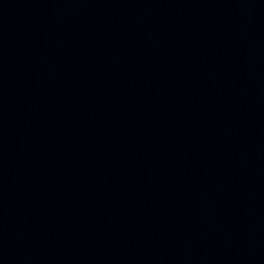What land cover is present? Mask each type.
Returning a JSON list of instances; mask_svg holds the SVG:
<instances>
[{"label": "water", "instance_id": "1", "mask_svg": "<svg viewBox=\"0 0 264 264\" xmlns=\"http://www.w3.org/2000/svg\"><path fill=\"white\" fill-rule=\"evenodd\" d=\"M0 264H264V0H0Z\"/></svg>", "mask_w": 264, "mask_h": 264}]
</instances>
